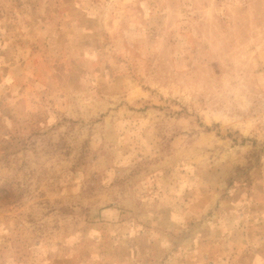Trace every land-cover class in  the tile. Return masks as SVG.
<instances>
[{
  "label": "rangeland",
  "instance_id": "obj_1",
  "mask_svg": "<svg viewBox=\"0 0 264 264\" xmlns=\"http://www.w3.org/2000/svg\"><path fill=\"white\" fill-rule=\"evenodd\" d=\"M261 183L264 0H0V264H228Z\"/></svg>",
  "mask_w": 264,
  "mask_h": 264
},
{
  "label": "crops",
  "instance_id": "obj_2",
  "mask_svg": "<svg viewBox=\"0 0 264 264\" xmlns=\"http://www.w3.org/2000/svg\"><path fill=\"white\" fill-rule=\"evenodd\" d=\"M257 192L263 193L262 196L264 197V183L260 184V189L258 184ZM253 208L248 212V220L243 222L246 229L241 227L242 230H247V233L243 231L241 234L244 233V235L238 241H228L227 248L232 251H228L227 254L218 253L216 260L224 261L225 259L228 264H234L233 262L240 260L244 262L243 264L248 262L250 264L259 262L262 264L264 261V199ZM225 250L227 251V249Z\"/></svg>",
  "mask_w": 264,
  "mask_h": 264
}]
</instances>
